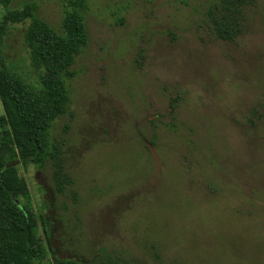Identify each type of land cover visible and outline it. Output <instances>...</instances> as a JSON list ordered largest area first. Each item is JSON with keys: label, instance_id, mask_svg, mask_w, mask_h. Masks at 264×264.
Instances as JSON below:
<instances>
[{"label": "rangeland", "instance_id": "obj_1", "mask_svg": "<svg viewBox=\"0 0 264 264\" xmlns=\"http://www.w3.org/2000/svg\"><path fill=\"white\" fill-rule=\"evenodd\" d=\"M217 1L87 0L73 118L52 131L75 183L59 194L51 165L20 166L49 223L43 264H264V0L243 9L233 41L209 28ZM28 3L62 29L67 0L9 6ZM27 25L13 26L3 50L37 81Z\"/></svg>", "mask_w": 264, "mask_h": 264}, {"label": "trees", "instance_id": "obj_2", "mask_svg": "<svg viewBox=\"0 0 264 264\" xmlns=\"http://www.w3.org/2000/svg\"><path fill=\"white\" fill-rule=\"evenodd\" d=\"M255 0H218L207 11V22L217 39L233 41L243 28V9ZM11 0H0V264H43L41 226L49 223L34 210L26 178L20 172L33 165L52 167L55 191L66 192L75 178L64 163V136L55 139L56 121L73 118L68 81L73 66L89 43L87 0H67L62 29L58 31L38 14V5L12 10ZM28 22L24 38L37 81L14 69L4 54V42L13 26ZM69 124L65 125L67 133ZM156 147L157 140L151 139ZM150 152L148 146H146ZM151 153V152H150ZM74 195L76 191L72 192ZM41 259V260H40ZM57 264H86L57 259ZM102 264H129L105 257Z\"/></svg>", "mask_w": 264, "mask_h": 264}, {"label": "water", "instance_id": "obj_3", "mask_svg": "<svg viewBox=\"0 0 264 264\" xmlns=\"http://www.w3.org/2000/svg\"><path fill=\"white\" fill-rule=\"evenodd\" d=\"M146 143H147V146H148L150 152L152 153V155L154 156V158L158 162L159 167H161V159H160V157H159V155H158V153H157V151L155 149V146L149 140H146Z\"/></svg>", "mask_w": 264, "mask_h": 264}, {"label": "flooded vegetation", "instance_id": "obj_4", "mask_svg": "<svg viewBox=\"0 0 264 264\" xmlns=\"http://www.w3.org/2000/svg\"><path fill=\"white\" fill-rule=\"evenodd\" d=\"M152 154V153H151ZM154 157V156H153Z\"/></svg>", "mask_w": 264, "mask_h": 264}]
</instances>
